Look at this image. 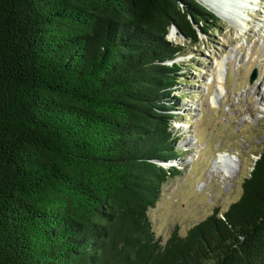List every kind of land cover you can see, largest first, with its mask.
<instances>
[{
	"label": "trees",
	"instance_id": "16d2710c",
	"mask_svg": "<svg viewBox=\"0 0 264 264\" xmlns=\"http://www.w3.org/2000/svg\"><path fill=\"white\" fill-rule=\"evenodd\" d=\"M212 19L197 0H0V264H264V146L226 211L164 242L148 215L177 173L157 160L181 153L167 35L196 44Z\"/></svg>",
	"mask_w": 264,
	"mask_h": 264
},
{
	"label": "rangeland",
	"instance_id": "374dc122",
	"mask_svg": "<svg viewBox=\"0 0 264 264\" xmlns=\"http://www.w3.org/2000/svg\"><path fill=\"white\" fill-rule=\"evenodd\" d=\"M251 2L241 10L240 27L215 12L196 44L173 26L167 35L186 53L173 59L184 65L185 77L171 94L183 96L171 102L174 145L181 153L163 161L177 173L148 210L162 242L175 228L185 235L196 222L238 200L264 146V0ZM217 155L222 159L215 161Z\"/></svg>",
	"mask_w": 264,
	"mask_h": 264
},
{
	"label": "bare ground",
	"instance_id": "6f19581e",
	"mask_svg": "<svg viewBox=\"0 0 264 264\" xmlns=\"http://www.w3.org/2000/svg\"><path fill=\"white\" fill-rule=\"evenodd\" d=\"M214 12L231 21L234 20L237 27H240V21L242 20L241 10L248 9V5L252 2L251 0H200ZM173 32V31H172ZM222 159V155H217L215 161ZM221 161V160H219Z\"/></svg>",
	"mask_w": 264,
	"mask_h": 264
},
{
	"label": "water",
	"instance_id": "95a60500",
	"mask_svg": "<svg viewBox=\"0 0 264 264\" xmlns=\"http://www.w3.org/2000/svg\"><path fill=\"white\" fill-rule=\"evenodd\" d=\"M215 13V12H214ZM173 27H175V26H173ZM176 28V27H175ZM177 29V28H176ZM255 74H256V72H255V70H253V72L250 74V81H252V79L255 77ZM157 163L158 164H160L161 166H163V167H165V162H163V161H158L157 160Z\"/></svg>",
	"mask_w": 264,
	"mask_h": 264
}]
</instances>
